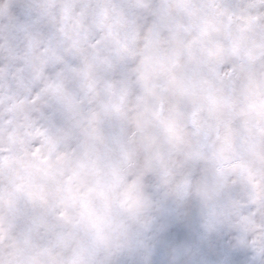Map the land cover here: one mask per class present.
Listing matches in <instances>:
<instances>
[{
    "label": "clouds",
    "instance_id": "9594fccd",
    "mask_svg": "<svg viewBox=\"0 0 264 264\" xmlns=\"http://www.w3.org/2000/svg\"><path fill=\"white\" fill-rule=\"evenodd\" d=\"M0 264H264V0H0Z\"/></svg>",
    "mask_w": 264,
    "mask_h": 264
}]
</instances>
